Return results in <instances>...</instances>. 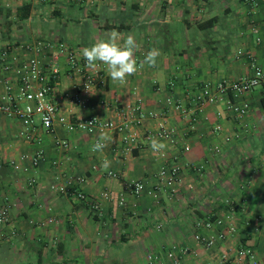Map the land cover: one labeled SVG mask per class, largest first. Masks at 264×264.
I'll list each match as a JSON object with an SVG mask.
<instances>
[{
	"label": "crops",
	"instance_id": "0c3cea01",
	"mask_svg": "<svg viewBox=\"0 0 264 264\" xmlns=\"http://www.w3.org/2000/svg\"><path fill=\"white\" fill-rule=\"evenodd\" d=\"M23 6L31 11L21 22ZM212 19L211 29L197 28ZM113 30L135 36L138 62L151 49L160 51L155 67L145 65L124 85L111 81L105 65L88 68L80 51ZM37 40L65 44L83 71H98L83 91L70 53L59 55L53 93L61 116L114 127L103 130L111 142L95 153L101 131L69 132L59 123L47 131L38 117L34 128L25 127L1 109L8 81L15 90L19 76L0 64V210L10 211L9 222L0 223V264H173L172 250L184 264L224 258L252 264L240 255L246 249L264 264V83L239 97L219 91L221 83L251 75L252 62L264 68V0H0V54ZM57 51L35 55L47 65ZM207 89L216 102L199 101ZM229 99L247 103L248 114L238 118L227 110ZM163 128L171 139L158 137ZM149 137L168 145L164 154L152 152ZM175 167L180 175L173 187L140 197L124 193L130 181L154 188L155 176ZM77 192L99 203L100 212L76 201ZM207 221L212 228L204 227ZM228 226L235 231L220 239Z\"/></svg>",
	"mask_w": 264,
	"mask_h": 264
},
{
	"label": "built area",
	"instance_id": "2783aa9c",
	"mask_svg": "<svg viewBox=\"0 0 264 264\" xmlns=\"http://www.w3.org/2000/svg\"><path fill=\"white\" fill-rule=\"evenodd\" d=\"M86 0H69V3L80 4L84 3ZM160 3L171 2L172 0H158ZM54 47L57 49L58 54L52 56L49 64H43L40 60L39 54L45 49ZM67 46L63 43H58L55 46L45 43L43 41L37 40L33 44H21L16 46H8L0 54V64L2 68L8 74L16 71L19 76V83L16 89L12 86L11 81H8V97L7 103L1 107L8 115H15L25 127H35L36 117L39 118L41 126L50 131L53 129L55 123H59L64 126L69 132H87L94 133L96 131H103L105 129H110L114 127L113 123L102 121L98 118H88L86 120H79L77 122H72L66 116H61L60 108L54 100V93L56 90V85L60 78V65H59V55L70 53L69 63L71 68L78 74L80 79L79 84L83 91L88 90L93 86L97 72L94 71H83L84 65H80L81 60L77 56L68 52ZM22 54H28V57H23ZM240 52L238 55H241ZM21 56L23 57L22 60ZM18 67L13 70V63L18 62ZM252 73L249 76L242 77L236 81L229 83L223 82L219 85V91L225 94H233L234 97H239L241 94L249 93L255 88L261 86L264 83V68L252 62ZM14 91V92H13ZM199 101L204 103L206 101L216 102L217 98L214 97L211 89H207L199 96ZM227 110L233 112L238 118L244 117L249 112V105L247 103L237 104L231 99L227 100ZM221 126L216 127V131H221ZM120 131H124V128H120ZM173 132L163 128L158 132V137L163 140H168L172 138ZM27 138L30 135H26ZM135 138V137H133ZM132 137L128 138L129 141H133ZM231 139V138H229ZM228 140V139H227ZM230 141V140H228ZM66 146L65 143H63ZM214 150H219L217 147ZM42 155L37 154L33 164L36 166L39 164ZM2 168V162L0 161V169ZM180 170L179 168L162 169L156 176V185L154 188H148V184L145 181H130L125 184L124 193L127 195L140 197L146 191H156L158 188H171L173 187L179 178ZM110 177H117L115 172H109ZM34 180L30 181V185L34 184ZM64 188L56 189L57 192H63ZM74 199L76 201H84L90 204V207L97 212H100V205L94 199L90 198L83 192L74 193ZM120 204H124V197L120 199ZM9 208L3 207L0 210V223L6 224L9 222L10 218ZM218 224H222L218 221ZM204 227L210 229L213 224L210 221L204 223ZM227 231V232H226ZM223 233L218 234V237L222 240L227 238L228 233H233L235 228L233 226H228L227 230ZM15 234V231L12 232ZM197 240L199 242L205 243L206 246L211 245V241H207L202 235H197ZM240 255L249 259L252 264H258L254 253L250 249L240 251ZM169 259L173 264H184L182 262L181 255L172 250L168 255ZM212 264V263H211ZM213 264H232L229 263L227 259L221 260L219 263Z\"/></svg>",
	"mask_w": 264,
	"mask_h": 264
},
{
	"label": "clouds",
	"instance_id": "9594fccd",
	"mask_svg": "<svg viewBox=\"0 0 264 264\" xmlns=\"http://www.w3.org/2000/svg\"><path fill=\"white\" fill-rule=\"evenodd\" d=\"M139 44L133 34L123 36L116 30L111 31L106 38H101L89 47L82 48L81 55L86 61V66L95 69L98 65L106 66L108 76L113 83L124 85L127 78L135 75L145 65L155 67L160 51L156 48L147 52L144 59L137 61L135 53L139 48ZM111 142V136L107 131H101L91 147L92 152H103V150ZM146 143L149 144L151 150L155 154H164L168 145L155 138L149 137ZM111 166V161L104 159L101 168L107 171Z\"/></svg>",
	"mask_w": 264,
	"mask_h": 264
},
{
	"label": "trees",
	"instance_id": "16d2710c",
	"mask_svg": "<svg viewBox=\"0 0 264 264\" xmlns=\"http://www.w3.org/2000/svg\"><path fill=\"white\" fill-rule=\"evenodd\" d=\"M75 4V3H72ZM31 7L30 6H23L18 9L17 14H18V21L24 22L28 19L30 15ZM214 21L215 19H212L211 21L207 23H199L197 28H200L201 30H208L211 29L214 26Z\"/></svg>",
	"mask_w": 264,
	"mask_h": 264
}]
</instances>
